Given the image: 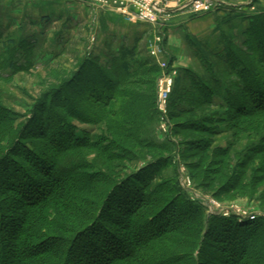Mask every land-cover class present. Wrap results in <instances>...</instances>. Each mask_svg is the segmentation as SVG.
<instances>
[{
    "label": "trees",
    "instance_id": "16d2710c",
    "mask_svg": "<svg viewBox=\"0 0 264 264\" xmlns=\"http://www.w3.org/2000/svg\"><path fill=\"white\" fill-rule=\"evenodd\" d=\"M226 17L215 18L220 52L191 47L207 78L193 69L175 77L168 117L188 122H173L177 142L154 137L161 70L136 44L108 66L83 61L35 101L23 124L0 106V264H264V218L207 215L172 165L178 149L196 188L216 200L256 199L264 211V138L244 155L232 152L234 142L213 147L217 125L235 142L264 131V12ZM17 48L33 56V43ZM13 50H3L11 62L0 55V68L32 66L16 65ZM73 121L104 126V135L80 140ZM131 161L144 165L119 170Z\"/></svg>",
    "mask_w": 264,
    "mask_h": 264
},
{
    "label": "rangeland",
    "instance_id": "374dc122",
    "mask_svg": "<svg viewBox=\"0 0 264 264\" xmlns=\"http://www.w3.org/2000/svg\"><path fill=\"white\" fill-rule=\"evenodd\" d=\"M172 1L163 0V6L168 5L170 8H173L179 2L185 3L191 0ZM226 2L236 5V8L234 10L227 8L218 13L212 11L207 15L214 14L217 19H226V16L231 14V12H234L238 18L253 16L264 12V0H226ZM183 12L176 9L172 11L171 18L167 21V33L166 30L163 31V48L166 52L165 59L171 60L176 66L177 75L180 69H193L202 75V77L207 78L201 62L194 56L191 47L194 46V49L198 48L201 54H204V49L218 53L223 48L219 41L220 34L219 32H215L205 42H198L197 45H186L184 35L188 34L186 30L188 29L187 24L178 26L176 23L178 21L185 22V19L179 18L190 19L193 15H186ZM100 14H112V17L121 18L112 12L100 11L90 0H0V34L2 36L0 38V44L2 46L0 47V55L7 62H11L10 56L7 53L3 54V50L6 47L9 50L11 49V52L15 51L13 49H16L15 64L24 69L30 60V65H32L19 72L14 71L13 68H0V106L13 115L16 125L25 123L32 115L35 101H38L43 94L49 91L51 92L55 86L62 82V79L68 77L69 72L76 70L83 61L90 62L99 67L108 66L110 65L112 56L117 54L120 48H131L136 44L137 52L142 54L140 57L147 58L152 64L156 65L153 59L150 58L148 51L149 44L153 41L157 33L158 28L156 26H150L141 22L127 23L121 18L124 21L123 23H127L129 26L126 28L128 33H136L135 35L137 36L134 39H127V37L121 39L118 34L111 35L106 32V25ZM91 15H93L92 18ZM174 16L178 18L175 26H178L176 28L180 29L174 32L176 44L182 47L183 58H179L180 62L177 58L168 55L165 42L166 34L168 38V28L170 30L171 28H175L172 27L171 21ZM247 24L248 21H244L237 28V32L235 33L237 39L235 43L238 46H242V43L246 40L243 31ZM224 27L227 26L225 25ZM137 38H139V41L136 43ZM9 40H12L13 44ZM23 41L33 43L34 51H32L33 56H31V59H28L23 54V56L20 55V50H18L19 48L17 46ZM207 59L209 62H214L210 56ZM207 110H211L214 113L218 112L220 115L224 114V110L221 108H208ZM181 121L188 123L184 118L175 119L173 122L177 123ZM169 122L171 133L163 136L157 131V118L156 124L153 125L154 137L157 142L162 143L167 139L177 142V138L172 137L173 122L170 120ZM71 123L75 127L76 137L80 138V140L90 139L91 141H96L98 136L104 135V132H101L105 129L104 126H96L79 121H73ZM224 127L225 125L216 126L219 134L213 137V147L225 148L234 142L232 152L236 154L244 155L248 153L251 146L259 144L261 138H264V131H262L253 137H248L246 134H243L240 140L235 142L231 138L230 133L224 131ZM91 154L90 151H87L85 157L87 162L90 163L93 162L94 158ZM173 154L172 165L175 170L177 169L181 186L183 176H186L191 184L188 189L183 188L187 197L191 201L200 203L206 208L205 204L208 203L209 199L214 198L210 193L196 188L191 178V173L186 168L184 160L180 157L178 149ZM198 157L197 155H193V158L189 161L194 162ZM217 159L218 157L215 158V160ZM120 164L123 168H121L122 166ZM143 165L144 162L140 161H131L128 164L117 163L119 170L124 174L137 171ZM211 168L214 167L211 166ZM216 201L221 202L223 205H235L241 208V210H246L252 213L255 219L258 217L264 218V211L260 208V204L256 199L247 196H235L231 197V199ZM206 214L209 215L207 208Z\"/></svg>",
    "mask_w": 264,
    "mask_h": 264
},
{
    "label": "built area",
    "instance_id": "2783aa9c",
    "mask_svg": "<svg viewBox=\"0 0 264 264\" xmlns=\"http://www.w3.org/2000/svg\"><path fill=\"white\" fill-rule=\"evenodd\" d=\"M89 1V0H88ZM102 12H112L120 16L127 23H146L156 26L157 33L153 41L150 42L148 51L150 58L161 70L156 82V109L158 112L157 131L166 136L171 133V126L168 119V100L174 86L177 75L176 66L166 60V52L163 48L164 33L167 28V21L171 18V12L176 10L184 11L190 15L207 14L217 11L221 6L226 5V0H191L179 2L176 7L163 6V0H90ZM172 2H175L173 0ZM182 186L186 189L190 187V181L186 176L182 177ZM209 215L222 217L236 216L238 222L254 220L255 216L246 210L232 205H223L214 199H209L205 204Z\"/></svg>",
    "mask_w": 264,
    "mask_h": 264
},
{
    "label": "crops",
    "instance_id": "0c3cea01",
    "mask_svg": "<svg viewBox=\"0 0 264 264\" xmlns=\"http://www.w3.org/2000/svg\"><path fill=\"white\" fill-rule=\"evenodd\" d=\"M227 8L230 9H234L236 8V5L231 4V3H226L225 6H221V8H219L217 11L215 12H219V11H223ZM208 14V13H207ZM198 14V15H193V17H191L190 19H186V18H179V19H185V22L183 21H178V18L176 16H174L172 18V27L175 28H168V38H167V34H166V49H167V53L170 57H175L178 59L179 58H183L182 55V47L178 46L176 44V39H175V33L177 32L176 28L179 25H186L188 29H186L188 31V34H190L191 36L195 37L197 40H200L202 42H205L207 40H209V38L212 37L213 33H214V29L216 26V21L215 18L216 16H214V14ZM186 15H190V14H186ZM101 18L104 19V24L106 25V32L108 34L114 35V34H118L121 39L124 37H127V39H134V37H137L134 34H130L128 33V30L126 29L128 26V24L123 23L124 21L119 18V17H112V14H100ZM195 16V17H194ZM93 17V15H91V18ZM178 21V23H176ZM181 22V23H180ZM178 24V26H175L176 24ZM151 26V25H150ZM198 29V30H197ZM180 30V29H179ZM166 33H167V28H166ZM134 35V36H131ZM123 38V39H124ZM183 60V59H182ZM181 60V62L183 63V61ZM180 62V61H179Z\"/></svg>",
    "mask_w": 264,
    "mask_h": 264
}]
</instances>
